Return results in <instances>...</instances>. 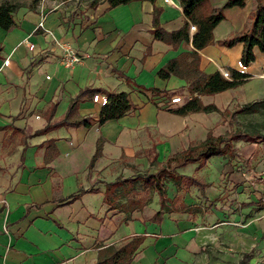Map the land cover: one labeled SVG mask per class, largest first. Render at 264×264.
Wrapping results in <instances>:
<instances>
[{
    "label": "crops",
    "instance_id": "0c3cea01",
    "mask_svg": "<svg viewBox=\"0 0 264 264\" xmlns=\"http://www.w3.org/2000/svg\"><path fill=\"white\" fill-rule=\"evenodd\" d=\"M223 1L211 0L214 5ZM154 5L162 8L158 18L163 28L173 30L182 25L184 15L179 0H131L112 7L107 0H99L95 7L71 18L62 7L43 11L20 5L12 13L17 26H0V264H91L101 248L119 247L137 235H142L143 241L128 264L219 262L213 260L218 238L212 236L215 229L212 231L204 221L210 219L203 217L206 205L199 198L197 186L184 185L180 197L184 208L165 212L159 223L149 221L155 212H121L103 202L105 183L125 174L122 162L126 166L130 162H164L201 142L209 131L203 130L206 124L197 120L198 114L204 112L175 114L147 97L152 96L150 87L159 88L160 94L187 91L185 79L173 74L161 78L157 70L168 59L193 47L191 41H182L174 49L152 37L149 30ZM255 5L256 0H245L244 6L224 8L223 19L213 28L214 39L245 29L250 21L248 13ZM40 19L46 31L34 29ZM52 36L69 40L88 55L69 68L52 66L58 52L51 44ZM26 40L35 42L36 51L28 50ZM242 47L240 41L232 46L213 42L198 49L199 65L204 71L231 67L248 74L236 86L200 95L204 103L226 106L235 100L240 105L264 97V51L255 45L254 60L239 69ZM44 51L49 55L40 56ZM5 58L7 64L3 63ZM48 72L50 76L46 78ZM85 86L100 87L99 92L104 94L124 90L136 108L121 118L98 124L102 105L87 95L79 101L77 115L90 119L91 127L61 126L35 133L47 125L52 102L55 109L50 123L64 116L70 98ZM98 138L103 140L101 154L89 167ZM50 139L54 140L57 154L45 162ZM55 149H50L49 155ZM234 154L227 158L212 156L205 165L211 164L216 172L233 169L227 162ZM192 164L196 168L197 163ZM185 176L197 177L207 184L208 190L204 189L201 196L212 201L219 197V191L200 174ZM230 179L241 182L245 191L246 175L234 170ZM174 187L168 197L171 200L180 189ZM72 195L77 197L69 201ZM237 195L246 199L243 191ZM255 195L260 197L259 192ZM251 206L239 212L234 208L227 214L225 209L213 210L211 217L223 218V225L238 226L243 237L255 235L261 240L264 221H259L260 215L250 217ZM227 220L230 222L225 223ZM206 245L211 247V253L205 250Z\"/></svg>",
    "mask_w": 264,
    "mask_h": 264
},
{
    "label": "trees",
    "instance_id": "16d2710c",
    "mask_svg": "<svg viewBox=\"0 0 264 264\" xmlns=\"http://www.w3.org/2000/svg\"><path fill=\"white\" fill-rule=\"evenodd\" d=\"M109 6L120 3H126L131 0H107ZM154 1V0H150ZM184 20L182 25L173 30L163 28L159 23V14L162 10L160 6H153L152 13V27L150 33L154 39L161 40L176 49L180 42L191 41L192 48L190 50H183L176 56L168 59L157 70V75L161 78H167L170 75H176L185 79L186 90L189 96L178 107L173 108V113L184 115L188 112H212L217 110L221 112L220 108L213 102L204 103L200 95L213 94L222 91L226 88L236 86L241 83L248 75L247 73L236 70L234 68H227L229 75L224 76L220 70L206 72L200 68L198 49L206 44L217 42L225 46H232L236 42L243 43L239 61L243 65L249 64L254 60L255 55L253 47L256 45L261 51H264V0H256V5L248 13V26L239 31L232 33L229 36L214 39L213 28L219 23L223 17V9L230 6H244L245 0H224L220 5H214L211 0H179ZM99 1L92 0L90 7H95ZM21 4L1 3L0 4V26L4 29H10L17 26L12 13ZM190 24H194L196 29L190 31ZM1 49V44H0ZM148 51V49H147ZM151 95L159 97L170 98L174 95L172 93L163 92L160 94V89L157 87H150ZM101 91L100 87L85 86L80 88L78 92L70 98L64 116L57 122L50 123L54 114L55 103H51L48 108L47 125L35 131L36 134H42L48 130L58 128L61 126L86 128L91 127L90 119L80 117L77 115V107L79 101L88 97H92L93 93ZM107 102L102 104L100 113L97 117V123L103 124L107 120L118 119L126 115L136 108V105L131 101L129 93L121 91H110L106 93ZM261 107H264V97L250 100L243 104L237 105L230 113V120L237 123V128L234 132H224L217 136L213 135L211 131L206 133L205 138L196 145H189L187 148L171 155L164 162L155 161L157 169L153 173L137 174L132 178L117 179L112 182L105 183L103 202L107 204L110 209H117L121 212L137 210V202L130 197V193L135 192L134 183L139 182L143 189H153L159 199V209L149 218V221L159 223L165 212L172 210L178 211L184 208L181 202H174L165 194V186L169 181H172L178 188L181 183L185 186L195 185L198 187L201 195H204L206 183L199 180L197 177L185 176L177 173L175 168L185 166L187 164L197 163L196 169H200L205 165V162L212 156L230 157L234 154V142L243 140L246 142H255L261 139L264 144V123L249 122L245 124L238 123L236 119L237 114H247L257 112ZM54 140H49V145L45 153V162H48L52 156L57 154L54 146ZM103 140L97 139L96 148L92 155L89 167L93 166L96 158L101 154ZM50 149H55L49 155ZM49 152V153H48ZM152 162V161H151ZM174 162V165H171ZM77 195H72L69 201L75 199ZM126 197L125 202L119 200ZM143 241L142 235L133 237L128 242L119 247L108 245L99 250L98 257L94 263L91 264H128L133 256L135 250Z\"/></svg>",
    "mask_w": 264,
    "mask_h": 264
},
{
    "label": "rangeland",
    "instance_id": "374dc122",
    "mask_svg": "<svg viewBox=\"0 0 264 264\" xmlns=\"http://www.w3.org/2000/svg\"><path fill=\"white\" fill-rule=\"evenodd\" d=\"M91 1L92 0H0V4H21L29 7L32 10L42 8L43 11H51L53 9H59L62 7L65 11V15L68 18H71L75 15H78L79 13L83 14L90 7ZM171 91L173 90L167 91L165 94L172 93ZM174 92L181 95V100L175 104L168 102V100L161 98V96L160 98L154 95L147 97L158 107L172 110L173 108L183 104L189 95L187 91L182 89H177ZM243 103L244 102L241 104ZM237 105H239V103L235 100H232L226 106L223 104L217 105L221 112L212 110V112L198 114L197 120L206 124L203 130H209L215 136L223 134L227 131L234 132L237 128V123L230 120V113L234 108H236ZM236 119L240 124L249 122L264 123V107H261L259 110H257V112L237 114ZM234 149V156L227 162L233 169L225 168L224 170L216 172L212 169L213 166H211V164H206L204 168L198 171L195 168V164L172 169L185 175L200 174L202 176L201 179L210 181V185L219 191V197L215 200L216 202L209 200V198H206V196L200 195L199 197L201 198V201L205 200L206 206H204L205 211L203 213V217L206 216L210 219L207 220L208 218H204V221H208V227L211 226V228H213L212 231L215 229L212 236L215 237V239L218 238V246L213 247L216 253L214 254L213 260H218L219 262H214V264H249L248 261L252 256L264 254V237H262L261 240L256 239L257 237H255V235H251V237H243L244 235L239 233L240 229L238 226H234V228L231 224L223 225V223H221L224 222L223 218L214 219L211 217L213 210L224 212L225 209V214H227L228 210H233L235 208L233 211L239 212V210L246 209L247 206L252 205L253 207L251 206L252 212L250 217L253 218L256 215H260L259 221H264V144L262 143L261 139H258L255 142L238 140L234 142ZM122 163L125 168L123 173L125 174L119 175V179L120 177L125 179L132 178L137 174L153 173L157 169V166L151 161L150 163L143 162L137 165H134L133 162H130L128 163V166H126L125 162ZM171 165H174V162H172ZM127 170H132V173H126ZM234 170L239 171L243 177L246 175L247 184L245 191L241 189L243 187L241 182H233V180L230 179V173ZM174 186L175 185L172 181H169L166 184L165 194L167 197L172 195L170 189L175 188ZM134 187L135 192H131L130 197L138 201L137 210L141 211L142 213H146V215H152L154 212H156L159 209L157 193L151 188L143 189L139 182H135ZM179 188L180 191L176 190L178 194H175L177 195V197H175L176 199H172L174 202L178 203L181 201L180 197H182L181 195L184 193V184L181 183ZM259 188H261V191H259ZM191 189L195 188H189L188 190ZM206 190L208 189L205 188V192ZM242 191L245 193V200H241L242 196L237 195V193ZM255 192H259L260 197L256 196ZM249 193L252 195H249ZM119 201L125 202L126 197L121 198ZM205 213L208 215H204ZM126 217L131 218V214H127ZM223 217L227 218V215L223 214ZM226 222L230 221L227 220L225 223ZM206 249L207 252L211 253V247L206 245L205 250Z\"/></svg>",
    "mask_w": 264,
    "mask_h": 264
},
{
    "label": "built area",
    "instance_id": "2783aa9c",
    "mask_svg": "<svg viewBox=\"0 0 264 264\" xmlns=\"http://www.w3.org/2000/svg\"><path fill=\"white\" fill-rule=\"evenodd\" d=\"M42 19H40L36 25H35V30L39 29V28H43V23H42ZM44 29V28H43ZM196 29L194 24H190V31H194ZM44 31H46V29H44ZM51 44L53 47L57 48L58 52L56 53V56L54 58V60H52V66H56V64H61L65 67H71L79 62H81L88 54L81 52L79 50H77L74 45L66 39L63 38H59V37H51ZM26 46L28 48V50L30 51H36V44L35 42L31 41V40H26ZM40 56H46L47 54L49 55V52L44 51V52H40L39 53ZM43 54V55H42ZM4 64L8 63V58H5L3 60ZM238 67L239 69L243 68V65L240 61H238ZM222 74L224 76H228L229 72L227 69L223 68L221 70ZM50 73L48 72V74L45 75L46 78H49ZM165 98V97H162ZM92 99L95 101H99L100 104H105L107 102V95L104 93H100V92H95L92 95ZM166 100H168V102L170 103H174V102H179L181 100V95H179L178 93L171 95L169 99L165 98ZM249 264H264V254H260L258 256H255L253 259H251V261L249 262Z\"/></svg>",
    "mask_w": 264,
    "mask_h": 264
}]
</instances>
